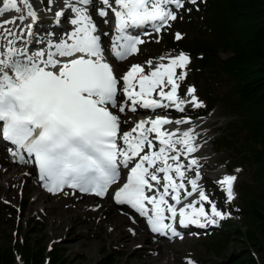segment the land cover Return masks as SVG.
Returning <instances> with one entry per match:
<instances>
[{
    "label": "snow or ice",
    "instance_id": "1",
    "mask_svg": "<svg viewBox=\"0 0 264 264\" xmlns=\"http://www.w3.org/2000/svg\"><path fill=\"white\" fill-rule=\"evenodd\" d=\"M188 2L197 5L198 0ZM55 3L47 0L45 11L52 12ZM38 4L39 0H0V141L12 146L6 149L11 157L37 166L43 187L53 194L67 186L105 197L120 180L121 169H127L126 182L113 192L114 202L130 206L144 217L154 234L182 239L177 224L206 228L218 223L214 218L227 219L230 213L219 210L198 183L202 165L191 155L200 148L195 129L182 133L179 128L164 129L189 120L156 115L121 132L117 115L126 107L136 112L138 108L155 111L174 105L181 113L185 104L204 108L195 86L187 89L190 99L178 94L187 78L190 55L181 51L176 56H161L160 61L167 63L155 66L148 60L149 72L134 64L117 77L92 15L94 11L106 18L111 11L115 34L109 51L117 61H124L145 43L129 29L150 25L161 33L178 19L185 0H60L55 24L71 14L73 27L59 42L50 39L53 32L42 36L36 31L41 18ZM174 38L182 40L183 34L177 32ZM33 44L44 47L34 50ZM186 154L191 157L187 164L181 161ZM193 169L189 190L184 181L187 171ZM237 179L224 175L217 181L228 202L236 198ZM194 195L196 199L183 203ZM187 264L196 262L188 258Z\"/></svg>",
    "mask_w": 264,
    "mask_h": 264
},
{
    "label": "trees",
    "instance_id": "2",
    "mask_svg": "<svg viewBox=\"0 0 264 264\" xmlns=\"http://www.w3.org/2000/svg\"><path fill=\"white\" fill-rule=\"evenodd\" d=\"M177 32L183 34L182 40H175ZM161 42L168 53L190 55L181 87L195 86L205 105L194 115L208 117L221 108L229 116L226 126L214 132L215 151L227 156L230 170L241 169L239 173L250 177L240 182L235 204L228 203L220 188L207 193L230 216L223 226L226 234H215L201 243L207 253L220 257L236 234L239 254L221 264H264V0L187 2ZM233 218L239 223L231 230ZM34 236L32 229L13 243V238L0 230V264L18 260L23 264H75L68 261L67 249H46L45 241ZM108 260L105 264H115Z\"/></svg>",
    "mask_w": 264,
    "mask_h": 264
},
{
    "label": "rangeland",
    "instance_id": "3",
    "mask_svg": "<svg viewBox=\"0 0 264 264\" xmlns=\"http://www.w3.org/2000/svg\"><path fill=\"white\" fill-rule=\"evenodd\" d=\"M187 2L188 0H185V6ZM40 3L44 5V7H47V0H43V2L40 1ZM173 10L176 9L173 8ZM182 10H180L179 12L181 13ZM48 13L49 12L47 11L45 12V14ZM110 13L111 11H109L108 17L105 18L108 21L107 23H105V19L98 18V15H96L94 11L92 12L95 23L97 24L98 28L102 30V34H108L105 35V37L107 38L111 36L110 33L107 32V29L111 28L112 26ZM191 16L192 14H190V17ZM53 22L55 23V18L53 19ZM41 23L44 28L48 27V31L53 32L59 38L64 37L65 33L68 32L67 30H63L62 32L55 31L54 27L51 25L54 23H52L51 21H48L47 23ZM68 23H70L69 20L65 19L62 20L60 24L63 27H66ZM173 26L174 21L171 22L170 28H166L161 33H156L148 38H145V43L142 44L140 51L136 55H134L130 59H127L123 63L116 64L115 70L118 72V75L122 76V74L126 73L134 64L145 66V71L149 72L150 69L146 65V61L152 60L153 66H155L158 63L167 62V60L160 61L159 58L161 56H168L169 54L171 56H176L175 54L179 52L175 54L168 53L169 51H167L165 44L161 42L163 40L164 33L170 30ZM69 27V31H71V25ZM41 32L42 33H40V35L42 36H46L48 34V32H46L45 30ZM34 49H36V47ZM106 55L108 56V60L111 61L113 59L110 54L107 53ZM226 55L227 54L225 53L221 54L223 58L226 57ZM179 71L180 70L177 69L178 73ZM184 81H182L181 84L184 85ZM187 89L188 87L186 86L184 88L180 87V94H178L182 99H190V97L186 95ZM164 90L168 91L169 89L165 88ZM120 99L124 100L125 98L121 96ZM164 102L168 103L167 101ZM184 107L185 112L183 113L176 110L174 105L167 109H157L155 111H143L140 109L136 112H131L130 109L126 107L124 113L117 112V115L120 116L122 125L123 118L124 120H133L130 126H123L124 130H122V132L130 130L140 117L146 119L149 117L154 118L156 115H167L169 119H172L173 121L177 119L189 120L190 123L181 125H165L164 127L172 126L174 129L179 128L181 132L189 128L195 129V134L197 135L196 144L199 145L200 148L198 152L191 155L198 158L200 160V164L202 165V167L198 169L201 173V178L199 179L198 183L206 191V193H213L212 189H221V186L217 183V181L222 179L224 175H236L238 177L237 181L234 184V192L236 193V198L233 201L228 202L235 204L237 199V188L239 187L240 182L242 180H249L250 177L248 176V174L244 175V173L230 170L227 166V156L217 153L213 145L214 132L218 128L221 129L226 126V123L229 120V116H226L225 112L221 108H216L214 111L210 112V116L197 118L195 117L194 113L201 108H195L191 104H185ZM113 111L115 112L116 110L113 109ZM131 114L137 115L133 117V115ZM188 115H191L194 118H190L188 117ZM154 135L155 134H153V136ZM1 158L2 157H0V159ZM190 158L191 157L186 154L185 156L181 157V161L187 164ZM11 166L22 167L24 169L30 168V164H22L18 162L13 163ZM190 171H187L186 179L184 181L189 190L190 185H188V179L195 177V169ZM24 184L25 181H23L22 186ZM27 186L35 194L30 196V198L32 199L35 196L38 197L42 193H45L42 191V188H40L39 184L35 180V175L31 182L27 184ZM28 187L25 186V192L29 197ZM16 195L17 200L15 202H10L9 200L5 199L6 197L0 196V230L5 235H7L8 238L12 237L13 243H15L16 241L14 240L15 238H21L24 234L30 232L32 229H35L36 236L34 237L39 240H44L46 249H48L49 246L53 248L57 247L67 249L66 255L68 257V261H71L75 264H105L106 258H109L108 263L115 262V264H140V262L146 259V257L150 255L152 251H155L154 247L148 248L146 246L144 247L142 245H139L140 241L138 240L131 243V247L128 249L121 246V243L115 240L116 238L120 239L124 235L128 237V234H130L133 229L139 231L140 227L135 225H142V223L134 221L131 216H128L122 209L117 207V205L112 202L111 198H101V200H88L86 199V197L75 194L71 191H65L64 193L60 194L61 196H51L47 194V196H43L44 202L42 204H39L37 207H32L33 203H31V200L29 198L25 201H23L22 199L24 195L23 187L19 186L16 189ZM196 198L197 197L195 195L193 197H188L186 202L183 203L186 204ZM169 202L173 203V201L171 200ZM205 208L206 210L210 211V206L206 202ZM109 211H115L117 215H123L124 218L126 216V223L124 225L128 226L126 227L127 230H125V228H115L111 230V226L101 225L99 223L105 220V214H108ZM214 219H216L218 223L215 224L212 233L206 232L202 234L201 237H198L197 234L199 233L195 232L194 234L196 236L184 235L182 236V239L178 237L174 240L164 242L163 240H160L157 237H153L151 235L154 241L148 240L149 244L161 245L167 248L165 249V253H167V256L161 257L160 255H156V257L161 258L159 263L187 264L188 258L194 260L196 264H221L232 260L233 256L235 254L238 255V252L240 250V242L235 238L236 234H234L232 237L233 241L231 242L229 250L220 257L214 252L207 253L206 248L201 243V241H204L205 239L215 234L227 233V228H223L226 220L221 221L219 220V218ZM58 220H62L63 223L58 224ZM223 221L224 223L222 224ZM238 223V220L233 218L231 223V230H233L238 225ZM17 230H19L18 233ZM142 230L143 233L146 232L147 234H149L145 227L144 229L142 228ZM142 230L140 233H142ZM129 238L132 239L131 237ZM155 241L158 243H156ZM251 251L254 254L253 249H251ZM254 256L258 261H260L259 255L254 254ZM15 264L23 263L22 261L18 260L15 262Z\"/></svg>",
    "mask_w": 264,
    "mask_h": 264
},
{
    "label": "bare ground",
    "instance_id": "4",
    "mask_svg": "<svg viewBox=\"0 0 264 264\" xmlns=\"http://www.w3.org/2000/svg\"><path fill=\"white\" fill-rule=\"evenodd\" d=\"M40 1L43 2V0H39V4H38L41 18H40L39 22L36 25V31L39 32V34L42 33L41 31H43V30H45L46 32H49L48 31L49 30L48 27L44 28L43 25H41L42 24L41 22H46L47 23L48 21H51L52 23H54L53 22V19L55 18L54 12L56 10H59V6H60V0H56V3L52 6L53 7V11L49 12L48 14H45V12H46L45 8L46 7H44V5H42L40 3ZM34 2H35V0H34ZM8 15H12V13H10ZM98 18L101 19V17H99V16H98ZM65 19L70 21L71 14L66 15L64 18L61 19V21L65 20ZM66 22H68V21H66ZM51 25L54 27V30L57 31V32H62L63 30H67L68 32H70L69 31V29H70L69 26L71 25L70 23H68V25L66 27H63L61 24L56 25L55 23L51 24ZM72 27L73 26L71 25V28ZM103 36H104V38H107V37H105V35H103ZM56 42H59V41H56ZM31 47L34 49L36 46H35V44H33V45H31ZM179 53H177V54H179ZM177 54H175V55H177ZM172 56H174V55H172ZM138 110H140V108ZM131 115H133V117H134L137 114H131ZM138 115H140V114H138ZM141 119H145V118L140 117L139 120H141ZM139 120H137V122ZM132 121H133L132 119L131 120H129V119H125L124 120V118H123L122 130H124L123 126H130L132 124ZM164 129L165 130H169V131L174 130V128L172 126H166V127H164ZM185 130H188V129H185ZM0 157H2L0 159V196L6 197L5 199L9 200L10 202H15L17 200L16 189L20 186V187H23V189H24V195L22 197L23 201H25L26 199L29 198L31 200V203H33L32 207H37L39 204H42L44 202L43 201V196H47L48 193H46V192H45L46 194L42 193L38 197L35 196L32 199V198H30V196L35 195V194L27 186V184L30 183L31 180L34 178V175H35L34 168L32 166H30L29 169H27V168L24 169L22 167H12L11 165L13 163H16V161L11 156L3 153V154L0 155ZM190 172H192V171H190ZM23 181H25V184L22 186ZM37 183H39V182L37 181ZM25 186L29 188L28 189L29 197L27 196V193L25 192ZM39 186H40V183H39ZM62 193H64V192H62ZM48 195H51V194H48ZM51 196H57V195H51ZM83 197H86V199H88V200H94V199H97V200L100 199L101 200V198L94 197V196L85 195ZM183 202H186V200H184ZM177 208L179 209V207H177ZM105 215H106L105 216V220L103 222H99L101 225L111 226V230H113L115 228H117V229H119V228H123L124 229L125 228V230H127L126 227H128V226L124 225L126 223V219H125L126 216L124 218V216L121 215L122 216L121 217V216L117 215L115 211H109L108 214H105ZM92 218H95V217H92ZM57 223L58 224H62L63 221L62 220H58ZM135 226L140 227V230L138 231V230H135V229L132 228L133 231H131L130 234H128L129 235L128 237L124 235L120 239L116 238L115 240L119 241V243H121L120 245L123 246L124 248H127V249L130 248L131 247V243L135 242L136 240L140 241L139 245H142L144 247L145 246L148 247V248L149 247L150 248L154 247L155 251H152L150 253V255H152V256L148 255L146 257V259H144L142 262H140V264H161V263H159L161 258L156 257V255H160L161 257L167 256V253H165V249H167V248H165V246H161V245H151V244H149L148 240H153L154 241L153 237L151 235L147 234L146 232L143 233L142 228L144 229V227L141 224H136ZM141 230H142V233H140ZM129 237H131L132 239H130ZM156 243H158V242H156ZM144 249H147V248H144ZM123 251H125V250H123ZM153 256H155V257H153Z\"/></svg>",
    "mask_w": 264,
    "mask_h": 264
}]
</instances>
